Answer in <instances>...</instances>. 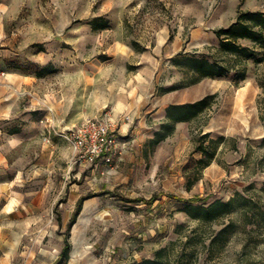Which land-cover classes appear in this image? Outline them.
<instances>
[{"label":"rangeland","instance_id":"1","mask_svg":"<svg viewBox=\"0 0 264 264\" xmlns=\"http://www.w3.org/2000/svg\"><path fill=\"white\" fill-rule=\"evenodd\" d=\"M0 4L5 25L0 45L10 50L11 68L37 76V89L49 93L66 90L89 98L96 82L104 93L113 76L121 80L128 73V52H132L131 60H157L160 79L165 81L179 75L167 61L178 51L232 65L238 62L227 76L206 79L198 92L216 93L213 105L192 130V151L200 132L204 133L200 126L210 130L205 140L210 149L217 146L215 171L210 174L191 162L190 173L181 176L191 150L178 162L166 151L167 167L157 174L151 169L136 170L141 182L135 183L133 176L128 183L135 193L96 190L92 166L73 162L70 142L61 136V149L48 151L40 129L37 168H51L56 185L66 175L72 199L81 192L94 194L84 201L79 214L89 221L79 226L80 232L87 233V247L95 242L96 252L103 253L109 246L111 254H118L126 234L128 264H142L140 259L152 257L161 247L167 248L170 264H264V148L260 147L264 61L226 55L215 32L234 21L239 10H264V0H0ZM95 19L97 24L107 20L108 26L96 28ZM240 43L255 48L258 57L264 55L253 41ZM243 69L246 78L237 81ZM80 167L85 174L76 177ZM38 180L43 181L44 174ZM236 191L247 200L239 199L236 211L213 222L192 219L181 210L183 204L171 197L200 195L210 203L216 198L228 200ZM128 196L145 200L128 203ZM75 208H55L53 215H72ZM223 228L227 229L221 232ZM36 261L44 264L47 258L40 255Z\"/></svg>","mask_w":264,"mask_h":264},{"label":"crops","instance_id":"2","mask_svg":"<svg viewBox=\"0 0 264 264\" xmlns=\"http://www.w3.org/2000/svg\"><path fill=\"white\" fill-rule=\"evenodd\" d=\"M4 34L0 4V40ZM178 52L172 53L167 60L179 73L173 80L160 79L157 60L144 62L142 57L131 60L132 52H128L125 78L117 80L113 76L104 93L96 82L92 95L85 98L78 92L72 96L66 90L49 93L46 89H37L38 77L12 69L10 50L0 45V264H21L22 258L23 264H38L36 258L40 255L47 258L44 264H57L66 239L70 243V251L61 264H128L131 254L128 253L126 234L118 254H111L109 246L103 253L96 252L95 242L88 248L87 233L80 232L79 225L89 221L87 218L78 216L68 228L72 215H53L55 208L68 209L70 205L75 208L83 192L72 199L66 175L62 174L59 185H56L53 179L56 175L51 168H37L39 131L44 133V147L49 145L48 151L54 153L61 149L63 140L61 135H56L58 130L74 125V120L82 117L98 116L106 106L111 107L122 116L119 154L111 164L101 157L80 165L92 166L93 181L97 182L93 188L96 187V190L135 193L128 183L133 176L135 183L141 182L137 179L136 170L150 172L148 169H151L157 174L162 167H167L166 151L174 161L183 159L182 156L190 152L194 145V124L209 110L187 120L175 121L168 116V108L173 104L194 103L216 94L198 93L200 85L210 77L191 81L196 76L194 71L173 63V57ZM203 129L206 133L205 126H200L202 132ZM47 135L52 137L50 142L45 140ZM156 139H160L159 142L155 143ZM191 154L188 159L185 158L187 162L183 164L181 176L190 173L191 162L202 173L215 171L213 162L206 167L199 166L198 160L203 156L201 151L193 148ZM43 174L44 180H38ZM84 174L83 167L75 173L76 177ZM174 189L173 185L170 186L171 191ZM132 196H128V203L145 200Z\"/></svg>","mask_w":264,"mask_h":264},{"label":"trees","instance_id":"3","mask_svg":"<svg viewBox=\"0 0 264 264\" xmlns=\"http://www.w3.org/2000/svg\"><path fill=\"white\" fill-rule=\"evenodd\" d=\"M98 20H94L93 23L96 28H106L108 21L103 20L100 24H97ZM217 36L220 39L219 47L226 55H235L236 57L243 56L244 58H256L258 61H264L263 56H257V50L244 46L240 43V40L249 39L254 42L255 46L264 49V10H239L237 17L234 21L226 26H220L215 29ZM254 46V47H255ZM173 63L177 66L185 69H190L196 74L195 78L191 81L198 80L201 77L221 78L227 76L232 69L237 65H232V62H222L218 59L211 60L205 55H197L195 53H189L186 51H180L173 57ZM234 66V67H233ZM240 74L237 73V81H242L246 78V71L243 69ZM216 94L208 95L194 103L189 104H173L168 108V116L175 121H182L197 116L200 112L210 109L213 105V98ZM210 135V132L201 133L197 139L195 146L196 151L203 153L202 158L198 160L199 166L206 167L215 160L217 153V146L213 150L206 144V138ZM160 139L154 140L155 143ZM260 147L264 148V138L260 144ZM94 194L82 195L76 205V208L71 216L69 226L70 228L77 220L84 201L93 196ZM176 201L183 204L181 210L189 215L192 219L213 222L220 218L231 214L236 211L239 206V199L247 200L246 197L240 192L236 191V194L224 200L222 198H216L210 203L203 202L205 198L200 195H194L190 197H183L177 195H171ZM154 199L148 200L149 203ZM241 204V203H240ZM249 216V214H246ZM227 228L221 230L225 231ZM70 243L66 239V244L61 253L60 260L57 264H61L69 256ZM166 247H161L155 251L152 257L143 258L142 264H170L169 259L166 257Z\"/></svg>","mask_w":264,"mask_h":264},{"label":"built area","instance_id":"4","mask_svg":"<svg viewBox=\"0 0 264 264\" xmlns=\"http://www.w3.org/2000/svg\"><path fill=\"white\" fill-rule=\"evenodd\" d=\"M121 122L122 116L106 106L100 115L86 118L58 130L57 133L70 142L74 151V163L94 162L102 157L111 164L120 150ZM45 140L50 142V136L47 135Z\"/></svg>","mask_w":264,"mask_h":264}]
</instances>
